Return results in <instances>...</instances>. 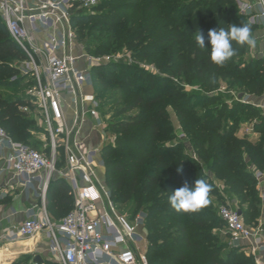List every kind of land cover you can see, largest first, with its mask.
<instances>
[{
	"label": "trees",
	"instance_id": "16d2710c",
	"mask_svg": "<svg viewBox=\"0 0 264 264\" xmlns=\"http://www.w3.org/2000/svg\"><path fill=\"white\" fill-rule=\"evenodd\" d=\"M107 2L100 5L99 0L89 13L80 9L71 11L76 40L84 39L81 44L85 53L96 55L109 45H118V49L126 46L136 50V58L164 54L157 67H166V74L174 75L184 84L198 85L201 90H214L224 84L236 100L240 94L264 93V58L244 60L242 55L248 46L233 42L236 54L223 65H216L209 59V49H201L195 35L192 36L199 31L207 47L209 30L247 24L252 32L255 27L238 12L234 0V15L228 0H110L118 5L105 12L96 11L106 10ZM205 19L210 21L199 27ZM26 59L0 17V87L14 88L22 82L17 68L10 63ZM119 66L122 65L118 63ZM115 67L113 62L92 66L90 74L98 71L92 76L94 86L98 82L103 85L113 82L109 71ZM138 76L142 77L134 73L118 81V88L130 97L116 116L128 115L108 121L109 129L116 134L114 144L104 145L100 152L105 185L114 204H128L126 215L144 214L148 263L254 264L253 258L242 249L230 247L226 240L220 241L213 229L218 222L223 223L219 217L222 205L237 203L242 221L250 227L256 226L264 215L256 178L257 173L264 174V115L252 108L247 114L239 113L232 120H224V96H220L221 108L211 103L198 112L191 106L192 98L189 100L186 93H179L180 88L169 78H157L156 86L149 75L145 90L139 91L135 86ZM28 85L34 86V80H29ZM6 96L0 90V126L14 141L38 152H48V142L44 144L30 135L39 115L33 97ZM215 98L218 99L211 96L207 100ZM25 105L31 110L24 109ZM166 107L173 109L186 139L177 138ZM237 108L248 109L250 105L235 101L227 113ZM133 110L137 111L129 114ZM252 117L258 137L239 134L241 118L248 121ZM190 149L195 158L190 157ZM56 165L57 169L65 166L63 162ZM196 179H203L210 186L208 203L196 211L174 210L168 203L170 192L185 184L191 186ZM73 204L70 185L61 177L51 179L45 207L53 220L63 218ZM29 264L57 263L46 259L36 262L31 258Z\"/></svg>",
	"mask_w": 264,
	"mask_h": 264
},
{
	"label": "built area",
	"instance_id": "2783aa9c",
	"mask_svg": "<svg viewBox=\"0 0 264 264\" xmlns=\"http://www.w3.org/2000/svg\"><path fill=\"white\" fill-rule=\"evenodd\" d=\"M235 2L240 14L250 16L264 28V0ZM98 3L99 0H0V17L31 65L35 85L30 95L50 141L48 152H38L14 141L0 126V171L11 170L27 184L42 172V201L54 177L63 178L74 192L73 208L60 220L54 221L43 210L41 215L28 216L4 230L0 234V260L13 255L12 246L44 235L57 264H149L146 240L137 233L144 225V214L137 213L129 222L127 215L117 211L106 186L95 182V170L103 167L98 150H73L69 143L71 131L61 108L62 95L70 94L75 101L80 97L81 103L89 107L79 114L80 118L87 112L99 122L94 96L83 95L81 89L89 82L90 68L110 62V58L85 53L77 43L70 19L72 9L90 11ZM75 48L80 50L78 55L73 54ZM60 135L66 160L65 166L57 169L56 138ZM256 178L260 185L264 174L257 173ZM261 198L264 200V192ZM237 210V203L219 207L228 245L245 250L254 264H264L259 257L264 248V220L254 227L247 226Z\"/></svg>",
	"mask_w": 264,
	"mask_h": 264
},
{
	"label": "rangeland",
	"instance_id": "374dc122",
	"mask_svg": "<svg viewBox=\"0 0 264 264\" xmlns=\"http://www.w3.org/2000/svg\"><path fill=\"white\" fill-rule=\"evenodd\" d=\"M104 1L105 0H100V5H103ZM183 1L185 2V0ZM228 1H229V7L234 11L232 15H234L236 13V8L238 10L237 4H235L236 5V8H235V6L233 5V0H228ZM234 3H236L235 0H234ZM115 5H118V4L111 3L110 0H108L107 4L104 5L106 10L102 8H98L96 11L105 12V11H108L111 7H114ZM89 12L90 11H86L85 13H89ZM244 16L246 17V21H248V23H250L251 25L255 27L252 31V35L255 41L258 42L260 38L257 37V33L259 29L262 27V25L260 23L253 22L250 16L248 15H244ZM214 17H218V16L215 15ZM208 21L210 20H206V19L203 20L202 22H200L199 27H201L202 23H208ZM79 25L80 24H78V26ZM108 32L104 33L103 35H106ZM194 35L196 36V32L192 33V36ZM83 40L84 39L82 38V40H80L79 42L77 41V43H79V45L82 46L81 43H83ZM134 51L136 50H133V48H127L126 46H123L121 49H118V45L116 47L109 45L105 47L104 49H102L99 53L94 55V56H107L110 58V62L115 63V65L117 66L115 67L114 70L112 69L111 71H109L113 82L108 81L104 85L98 82L94 86V83L92 81V76L98 73V71L92 72L91 74L89 71V82L88 83L89 85H92L93 87V96L97 103V105L93 107L95 108L99 116L98 117L99 122H97L96 127L98 128V131H99L98 135L101 136L100 145L98 147V157L100 158H101V152H100L101 148L104 145L109 144V143L114 144V140H115L116 134L115 132H112L109 129L108 121L110 120L116 121L118 119H123V118H126L128 115V114H124L121 116H116L118 113V109L123 105L124 101L128 97H130L129 94H124L123 90L118 88V85H117L118 81H121L120 79L126 75L133 76L134 73H137L138 75L139 74L142 75V77H139V76L137 77L138 78L137 84L135 85V86H138L137 89L139 91L145 90V86L148 84V81H149V75L153 77V80H155L156 86L159 85L157 78H169L173 85H176L177 87L180 88L178 90L179 93H183V92L186 93L189 96L188 97L189 100L190 98H192L191 106L198 112H202L204 109H207V107L211 105V103H215L219 106L218 108H221L222 105L219 104L220 99H221L220 96H224L223 98L225 99V103H226L225 104L226 107H225L223 117H222L224 120L225 119L232 120V118L239 113L241 115L243 112H244L243 114H247L249 113V111H251L252 108L257 109L260 114L264 115L263 106L257 107L254 104L247 102L250 94H243V96L240 99L236 100L235 94L231 91H228L224 84H220L214 90H208V89L201 90L200 87H198V85L191 86L188 84H184L180 80H178V78H176L174 75L166 74V67L162 69H159L157 67V65L165 57L164 54H160L159 56H155V57L151 56V57H145V58H136L134 56L135 55ZM79 52L80 50H78L77 48L73 49L74 55H78ZM242 57L246 61L247 60L254 61L258 58H264V53L259 54L258 56L253 52V48L248 47L246 52L242 55ZM118 63H120L122 66L118 67ZM10 64L17 68L18 74L20 77L23 78V80L14 88L0 87V90L3 91V93L5 94V97H7L6 96L7 94L8 95L30 94L32 90L34 89V86L28 85V81L32 80L31 71H30L31 65L29 64L28 59L13 60ZM103 73L107 74L108 70H103ZM12 79H14V77ZM191 95H193V97ZM211 96L218 97V99L215 98L212 101H208L207 100L208 97H211ZM235 101L248 104L250 105V108L248 109L237 108L233 112L227 113V109L231 108L233 105V102ZM26 107L28 108V110H31V108L28 105ZM135 111L137 110H133L129 114L134 113ZM166 111L169 113V117L176 131L177 138L181 140L186 139L185 133L183 132L181 126L179 125L173 109L170 107H166ZM254 123H255V117H252L248 121H243V119L241 118L240 124L238 125V133L247 134L252 138L258 137L259 134L255 132L253 128ZM34 125L36 128H34L35 130L31 131L30 135L34 137L35 139H38V138L43 139L42 142L44 144L48 142L50 145L49 137H48L47 132L45 131L43 119L41 116L39 115L37 116ZM247 129H249V132H246ZM61 138H62V135L56 138V144H57V150H58V162L57 163L63 162V164H65L66 155H65V151L62 146L63 144H62ZM189 152H190V157L195 158V154L192 152L191 149ZM102 169L104 170V167ZM261 183H263V181ZM258 189H259L258 190L259 194L261 196L262 192H264V186L262 185V188H261V184L260 185L258 184ZM115 206L118 212L126 215L128 204L121 205V206L115 205ZM262 211H264V201H263ZM127 216H128L127 217L128 221L131 222L133 220V216H130V215H127ZM217 225H218L217 228L213 229V232L219 236L220 241H223V240L228 241L227 232L223 226V223L218 222ZM145 244L146 245L148 244L147 240ZM243 253L248 256L245 250ZM35 255H36L35 251L20 253L19 255H16V256H10L9 258L6 259V261L0 260V264H11V262H15V264H29L31 263V258L34 259ZM1 258L2 257L0 256V259ZM27 259H28V262H26Z\"/></svg>",
	"mask_w": 264,
	"mask_h": 264
},
{
	"label": "crops",
	"instance_id": "0c3cea01",
	"mask_svg": "<svg viewBox=\"0 0 264 264\" xmlns=\"http://www.w3.org/2000/svg\"><path fill=\"white\" fill-rule=\"evenodd\" d=\"M255 35V34H254ZM256 36V35H255ZM260 38L253 48V52L259 56L264 53V28L261 27L257 33ZM83 95H93L92 85L84 84L81 89ZM247 102L264 108V93L260 96L250 95ZM28 109L27 107H25ZM61 108L68 130L71 131L69 143L75 152L88 153L98 150L101 136L96 127L97 120L87 112L80 118L79 114L88 109V103H81L80 97L76 101L70 94H64L61 98ZM37 113V112H36ZM42 141L43 139L38 138ZM98 158L96 157V160ZM3 162L0 161V168ZM103 167L95 170L96 184L105 185ZM42 175L38 173L30 183H25L23 179L17 177L11 170L0 171V234L11 225L20 223L28 216H39L46 210V193L42 201ZM68 184V183H67ZM261 184L264 186V181ZM73 192V191H72ZM74 195V192H73ZM264 201V200H263ZM51 219H54L48 212ZM264 220V215L262 217ZM137 233L146 240L144 225L137 230ZM146 243V242H145ZM142 247L144 243L141 244ZM14 253L12 256L24 252L35 251L42 259L52 260L49 252V245L44 235L34 241L18 243L12 246ZM259 257L264 261V248L260 251Z\"/></svg>",
	"mask_w": 264,
	"mask_h": 264
},
{
	"label": "clouds",
	"instance_id": "9594fccd",
	"mask_svg": "<svg viewBox=\"0 0 264 264\" xmlns=\"http://www.w3.org/2000/svg\"><path fill=\"white\" fill-rule=\"evenodd\" d=\"M207 39L208 46L206 47L205 38L199 31L195 36L196 44L201 49H209V59L216 65H223L236 54L233 42L250 48L256 46L251 28L247 24H230L228 28L219 27L209 30ZM179 170L177 168V171ZM210 191L211 188L205 180L196 179L193 185L185 184L170 192L168 203L176 211H196L208 203L207 197Z\"/></svg>",
	"mask_w": 264,
	"mask_h": 264
},
{
	"label": "water",
	"instance_id": "95a60500",
	"mask_svg": "<svg viewBox=\"0 0 264 264\" xmlns=\"http://www.w3.org/2000/svg\"><path fill=\"white\" fill-rule=\"evenodd\" d=\"M242 96H243V95L240 94L238 97L241 98ZM237 213H238V215L241 216V211H240V210H237ZM34 260H35L36 262H40V261H42V258H41L39 255L36 254Z\"/></svg>",
	"mask_w": 264,
	"mask_h": 264
}]
</instances>
